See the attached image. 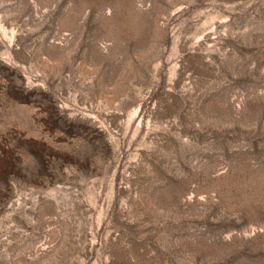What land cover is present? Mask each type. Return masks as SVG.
I'll use <instances>...</instances> for the list:
<instances>
[{"label":"rangeland","instance_id":"1","mask_svg":"<svg viewBox=\"0 0 264 264\" xmlns=\"http://www.w3.org/2000/svg\"><path fill=\"white\" fill-rule=\"evenodd\" d=\"M0 264H264V0H0Z\"/></svg>","mask_w":264,"mask_h":264}]
</instances>
